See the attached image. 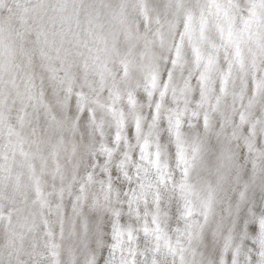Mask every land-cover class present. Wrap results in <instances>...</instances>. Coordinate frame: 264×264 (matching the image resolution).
Here are the masks:
<instances>
[{
  "label": "clouds",
  "instance_id": "clouds-1",
  "mask_svg": "<svg viewBox=\"0 0 264 264\" xmlns=\"http://www.w3.org/2000/svg\"><path fill=\"white\" fill-rule=\"evenodd\" d=\"M235 3L237 17L246 18L253 0ZM121 4L0 0V264H89L93 258L94 264H122L126 253L110 254L114 209L133 228L145 211L149 220L156 216L173 242L185 226V210L192 213L187 219L200 221L198 235L181 238L183 258L169 254L161 240L157 264H233L234 258L236 264H264V116L257 110L250 120L261 116L254 132L239 127L227 105L212 113L208 131L193 120L184 129L185 146L196 142L200 151L186 177L164 127L159 136L150 134L146 120L139 137H130L134 115H147L141 107L147 98L138 86V52L129 57L137 67L128 75L120 66L127 50ZM257 13L261 23L254 31L264 33V9L258 6ZM124 15L127 23H140L134 0H127ZM129 92L136 107L127 103ZM121 114L128 147L121 144L105 164L96 124L103 122V141L110 143ZM145 139L147 153L140 148ZM125 151L126 173L118 167ZM182 182L191 185L190 193L179 188ZM129 201L140 209L139 218L129 212ZM136 236L135 247L145 251L137 256L141 264L151 259L147 250L156 242L139 231Z\"/></svg>",
  "mask_w": 264,
  "mask_h": 264
},
{
  "label": "snow or ice",
  "instance_id": "snow-or-ice-1",
  "mask_svg": "<svg viewBox=\"0 0 264 264\" xmlns=\"http://www.w3.org/2000/svg\"><path fill=\"white\" fill-rule=\"evenodd\" d=\"M134 3L139 24L127 23L124 15L127 0H122L118 13L124 25L123 40L127 45L120 60L122 72L128 75L131 69L137 67L135 59L129 57H134L138 52L142 72V81L138 86L143 88L147 98L146 103L141 105L147 109V115H134L133 134L139 137L146 120L150 121V134L159 136V129L164 127L176 145L178 166L186 177L192 160L200 151L199 143L185 146L184 129L193 127V120H198L200 127L208 131L213 124L212 113H217L222 106L227 105L239 127L248 125L249 131L254 132L262 123L264 33L254 31V28H258L261 23L257 7L264 9V0H253L246 18L237 17L235 0H134ZM62 19L67 22L69 18ZM161 65H166L163 76ZM115 98L118 102L119 95L116 94ZM127 103L132 107L137 106L133 92H129ZM108 110L113 111L110 107ZM257 110L261 116H256L255 122L250 123ZM228 123L232 124L231 115L228 116ZM96 128L101 136L97 151L105 157L107 164L121 144L128 147L127 123L122 114L116 117V131L110 143L103 141L102 121L96 124ZM140 148L147 153V139ZM189 148L191 156L188 155ZM129 162L130 154L125 151L121 154L118 167L126 173ZM104 170L107 172V168ZM179 188L185 193L191 192V185L186 182L180 183ZM125 196L128 194L125 193ZM128 208L132 215L139 218L140 209L131 201ZM111 215L113 244L109 246L110 254L114 256L117 251L126 253L122 257V264H138L137 256L145 255L144 250L135 247L137 231L156 242L153 248L147 250L151 259L141 264H157L155 254L160 251L161 240L169 254L182 259L184 248L181 238L187 236L191 240L203 226L200 221L187 219L192 213L190 209L185 210V226L177 230L178 235L173 242L159 229L156 216L149 220L147 211L136 228L126 224L119 209L112 210ZM261 223L264 225V221ZM260 244L264 247V238ZM229 247L231 237L226 238L225 251ZM261 256L264 257V252H261ZM89 264H94V258ZM106 264H110V261H106ZM233 264H236L235 258Z\"/></svg>",
  "mask_w": 264,
  "mask_h": 264
},
{
  "label": "bare ground",
  "instance_id": "bare-ground-1",
  "mask_svg": "<svg viewBox=\"0 0 264 264\" xmlns=\"http://www.w3.org/2000/svg\"><path fill=\"white\" fill-rule=\"evenodd\" d=\"M128 133H129V136L131 137L132 134H133L132 128H129ZM113 175H116L115 170H113ZM251 228H252L253 231L255 230V226L254 225L251 226ZM104 230H105L106 233L110 231V224L109 223L105 224ZM105 239H110V237L106 236Z\"/></svg>",
  "mask_w": 264,
  "mask_h": 264
}]
</instances>
